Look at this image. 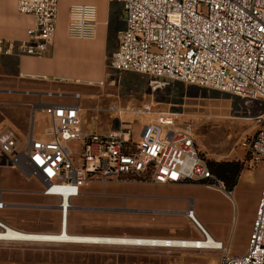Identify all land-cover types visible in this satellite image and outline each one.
<instances>
[{"label": "built area", "instance_id": "1", "mask_svg": "<svg viewBox=\"0 0 264 264\" xmlns=\"http://www.w3.org/2000/svg\"><path fill=\"white\" fill-rule=\"evenodd\" d=\"M108 2L121 4L125 22L110 59L112 70L178 81L264 103V0ZM17 8L34 19L28 40L0 37V55L47 57L57 35L60 0H18ZM98 15L96 5H71L68 36L95 38ZM63 96L74 98L76 103L46 104L43 113L52 127L42 137H35L33 127L25 139L10 127L0 132V155L7 157L24 178L36 179L42 185L43 196L57 198L60 232L67 230L74 209L72 200L83 196L81 188L90 183L138 180L159 185L209 184L225 189L201 157L192 131L177 127V114L154 113L150 106L113 107L118 113L114 127L92 131L84 126L82 95ZM124 112L138 119L145 116L147 122L140 125L138 119L125 120ZM255 122L256 130L244 137L242 147L253 164L264 166V112ZM69 142L77 143L79 150L71 148ZM8 207L0 194V210ZM185 215L194 222L192 206ZM5 225L0 220V232L6 231ZM195 228L203 237L196 244L189 246L183 241L180 248L148 247L217 251L221 252V264H264V181L244 255L231 256L230 248L221 241L216 246L200 245L208 241V236Z\"/></svg>", "mask_w": 264, "mask_h": 264}, {"label": "rangeland", "instance_id": "2", "mask_svg": "<svg viewBox=\"0 0 264 264\" xmlns=\"http://www.w3.org/2000/svg\"><path fill=\"white\" fill-rule=\"evenodd\" d=\"M110 36L103 83L78 89L82 95L86 128L92 131L113 128L118 117L113 107L137 109L150 106L154 113L177 114V127L192 131L206 162L240 161L244 169L229 194L217 186L199 183L181 186L148 185L149 182L138 180L90 183L81 188L85 196L72 200L75 207H87L73 209L70 224L75 223L79 230L95 236L200 240L203 237L193 222L184 216L191 204L194 217L206 232L217 241L226 237L223 242L230 248L231 256L244 255L261 196L264 166L250 161L242 141L256 130L255 118L264 112L263 101L178 81L116 72L109 67L116 50L112 31ZM18 87H22L18 82H6V93L0 102V132L10 127L25 139L34 122L35 137L40 138L52 127L51 120L45 119L41 110L36 111L28 99L17 97ZM122 117L128 121L138 119L128 112ZM138 121L142 125L147 118L143 116ZM68 145L79 150L75 142ZM41 190L42 185L36 179L24 178L7 157L0 155V194L9 203L7 209L0 211L2 222L16 230L17 223L30 227L60 224L57 198L45 197ZM162 197L172 199L168 201ZM60 246L0 242V264H45L50 257L44 253L57 251ZM73 253L67 257L72 256L77 264L81 261L90 264H221V252L217 251L112 245L96 250L76 249Z\"/></svg>", "mask_w": 264, "mask_h": 264}, {"label": "crops", "instance_id": "3", "mask_svg": "<svg viewBox=\"0 0 264 264\" xmlns=\"http://www.w3.org/2000/svg\"><path fill=\"white\" fill-rule=\"evenodd\" d=\"M17 2L18 0H0V37L5 40L25 42L28 40V30L33 25L34 19L32 16L19 13ZM74 4H93L99 7L98 27L95 38L76 39L68 36V10L69 7ZM124 28L125 22L122 7L117 3H109L108 0H60L57 35L53 49L47 57L37 58L27 55H0V102L6 93V82H18L22 87H18L15 94H17V97L28 99L29 103L36 108V111L41 110L43 113V108L46 104L76 103L74 98L63 95L79 93L78 91L80 89L90 86H100L103 83V75L104 72H106L109 59L108 56L111 44H109V39L111 37V31L115 36L117 49L118 33ZM55 99L67 100L55 101ZM69 100H72L73 102ZM43 115L45 119H48L44 113ZM33 123L28 128V132L33 127ZM148 185L159 184L148 183ZM181 185L184 184L162 186ZM2 198L3 201L7 203L3 194ZM162 198L168 201L172 199L171 197ZM54 201H51L50 203H53ZM7 204L9 205V203ZM190 206L192 205L190 204ZM79 207L84 209L87 206ZM79 207L74 206V209ZM185 212L186 211H184V216H186ZM17 226H19L17 227V230L23 233L37 232L30 234H59L56 233V231L61 230L60 224H57L56 226L50 224V226L46 227H30L28 224L21 225L20 223H17ZM66 231L68 233L71 231V235L95 236L91 235L89 231L79 230L75 223L70 224L69 221ZM221 238V242L226 239V237ZM36 244L42 245L47 243ZM53 244L62 246H60L57 251H48L44 253L48 254L50 257L48 263L45 264H77L78 261L73 260L72 256H69L68 258L67 254H74L73 252H76V249L83 248L96 250L99 247L107 246L73 243ZM80 263L90 264L87 263V261H81Z\"/></svg>", "mask_w": 264, "mask_h": 264}, {"label": "bare ground", "instance_id": "4", "mask_svg": "<svg viewBox=\"0 0 264 264\" xmlns=\"http://www.w3.org/2000/svg\"><path fill=\"white\" fill-rule=\"evenodd\" d=\"M195 226L208 236V241H204L202 244L218 245L208 232L205 231L201 223L194 217ZM6 231L0 232V242H6L8 240H14V243H73V244H97L107 246H133V247H148L151 245H159L163 247H179L182 246L183 241L188 242L187 245L191 246L196 244L197 240H183V239H149V238H135V237H111V236H89V235H71L67 231L60 232L59 234H30L23 233L14 228L5 225ZM159 240V241H153Z\"/></svg>", "mask_w": 264, "mask_h": 264}, {"label": "trees", "instance_id": "5", "mask_svg": "<svg viewBox=\"0 0 264 264\" xmlns=\"http://www.w3.org/2000/svg\"><path fill=\"white\" fill-rule=\"evenodd\" d=\"M208 166L214 176L220 180L227 192L232 191L238 182V178L244 169L240 161H210Z\"/></svg>", "mask_w": 264, "mask_h": 264}, {"label": "water", "instance_id": "6", "mask_svg": "<svg viewBox=\"0 0 264 264\" xmlns=\"http://www.w3.org/2000/svg\"><path fill=\"white\" fill-rule=\"evenodd\" d=\"M228 194H229V192H228Z\"/></svg>", "mask_w": 264, "mask_h": 264}]
</instances>
